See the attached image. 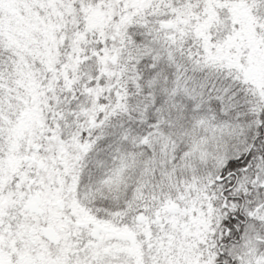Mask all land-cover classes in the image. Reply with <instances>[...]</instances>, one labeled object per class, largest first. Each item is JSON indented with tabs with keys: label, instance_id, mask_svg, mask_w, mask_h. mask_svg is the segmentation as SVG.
<instances>
[{
	"label": "snow or ice",
	"instance_id": "1",
	"mask_svg": "<svg viewBox=\"0 0 264 264\" xmlns=\"http://www.w3.org/2000/svg\"><path fill=\"white\" fill-rule=\"evenodd\" d=\"M0 264H264V0H0Z\"/></svg>",
	"mask_w": 264,
	"mask_h": 264
}]
</instances>
